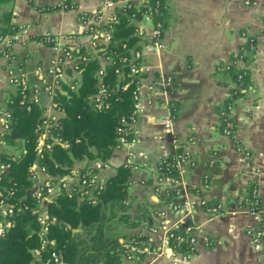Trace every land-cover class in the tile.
<instances>
[{
    "label": "crops",
    "instance_id": "obj_1",
    "mask_svg": "<svg viewBox=\"0 0 264 264\" xmlns=\"http://www.w3.org/2000/svg\"><path fill=\"white\" fill-rule=\"evenodd\" d=\"M33 1L38 5L68 2L72 6L45 12L35 9L28 0L0 4V11L10 6L11 21L22 26L10 52L14 57H23L27 69L39 63L46 65L50 52L49 46L32 38L33 35L72 33L81 39L78 15L97 9L102 0ZM124 1L118 0L117 6ZM165 4V47L142 49L152 82L165 76L173 80L172 91L152 92V103L145 105L136 123L139 141L135 148L145 153L147 164L139 172L132 173L126 163L127 149L118 141L110 156L91 158L110 162L99 170L104 185L120 164L127 165L130 170L125 203L130 219L136 224L125 225L126 231L123 228L118 231L143 235L167 202L185 199L196 205L185 221L198 225L197 249L185 264H264V239L258 245L253 244L247 233L248 229L259 226L258 215L242 203L249 186L253 185L259 207L264 209V0H249L248 4L244 0H165ZM248 35L255 39L247 66L249 82L243 96L232 102L230 113L234 129L227 135L218 126V107L234 83L228 74L217 71V65L228 62ZM85 40L82 38L83 45ZM96 61L98 65L101 63L100 59ZM6 62V57L0 55V112L6 97L12 94L4 71ZM73 62H67V72L75 76L80 74L82 84L86 65H81L78 73L71 69ZM56 90L65 99L70 98L65 87L57 86ZM53 96L61 102L56 93ZM45 106L48 107V97L43 95L37 104L39 118ZM172 107H176L174 114ZM1 125L0 115V133ZM5 141L11 151L25 147L23 139L15 143ZM88 147L95 151L92 145ZM179 153H186L193 165L189 167L186 161H180L174 187L158 186L153 177L160 159ZM86 159L89 158L72 157V166L82 165ZM51 160L56 164V159L51 157ZM175 188L178 194L168 195V191ZM200 199L220 203L223 208L219 213H208L197 205ZM170 217L176 219L178 214H170ZM123 223L119 220L114 224L119 227ZM72 232H81V229L72 228ZM204 236L208 237L209 244L204 243ZM126 238L119 235L118 240L122 242ZM144 262L169 264L162 255L147 256Z\"/></svg>",
    "mask_w": 264,
    "mask_h": 264
},
{
    "label": "built area",
    "instance_id": "obj_2",
    "mask_svg": "<svg viewBox=\"0 0 264 264\" xmlns=\"http://www.w3.org/2000/svg\"><path fill=\"white\" fill-rule=\"evenodd\" d=\"M145 1L126 0L117 6L118 0H102L100 7L92 12L80 13L78 21L82 27L79 32L81 39L76 38L72 33L57 35L52 32H44L42 35L49 44L39 41L50 48L47 63L46 65L39 63L32 69L16 65L14 55L10 52L11 49L6 48L15 40V35L22 26L17 24L18 32L14 35H0V55L7 59L4 67L6 80L10 85L11 92L19 95V103L29 111L32 105L40 104L43 95L48 97V107L45 106L42 109L39 122L34 127L36 156L27 170V178L31 181L27 191L34 199L30 210L36 213L39 238V245L31 250L32 258L28 264H65L61 254L55 250H50L46 256H43L47 245L54 243V239L48 237V231L52 225L59 223L57 217L48 212L47 204L53 201L58 194L68 197L75 196L77 200L96 202L98 194L105 186L99 170L110 165L109 161L89 158L82 165H73L67 173L52 175L47 171L46 165L40 162L46 155L52 157L50 150L54 144H59L64 148L69 147L70 142L67 139H62L54 133V129L59 125V119L65 115V110L61 102L53 96L57 86L75 91L81 85L80 74L75 76L67 72V62L74 60L71 69L79 73L83 63L90 60H101L94 71L95 90L89 94L88 104L94 110L108 109L112 89L110 90L104 81L105 65L110 61L105 55V49L107 44L112 41L113 25L119 21L117 10L130 5L138 6L144 4ZM244 3L248 4L249 0H244ZM106 9L109 11H104ZM129 20L134 25L132 35L136 39L132 46H126V43L122 44L123 48L128 50V55H122L119 61L121 65L127 67V71L125 74L124 71L119 70L120 68H116L115 71L120 75H126V81L122 85L124 89L130 84L134 85L133 101L130 114L127 117H118L116 132L119 145L127 149L126 163L129 164L131 172L136 173L147 164L145 153L135 148L139 141V130L136 123L145 105L152 103V92L172 91L173 80L171 76H165L157 82H152V77H149L150 67L143 57L142 49L145 47L150 49L165 47L160 22L152 20L149 10L142 12L139 17L131 15ZM82 38L86 39L85 45H83ZM252 47L251 45V48L243 49L242 55H246V57L243 59L238 56L235 61L236 65L247 68L252 55ZM9 101V97H6L0 112L2 118L0 155L5 154L14 159L21 153L25 154L27 150L23 147L20 151L18 148H12L13 151H11L4 139L3 135L10 130L12 122L11 111L6 105ZM232 108L233 103H229L226 112H218L219 122L222 120L224 123L222 132L227 135L230 134L234 125L230 113ZM165 124L168 126V122ZM172 158L170 166L173 167L174 173H164L158 165L155 168L153 179L158 186L163 188L172 189L177 183L180 161H186L189 167L193 165V160L186 153L173 155ZM161 161L163 159H160L159 163ZM6 168L9 169V165L0 162V172ZM173 190L178 194L176 188ZM13 191V187H9L5 193L0 190V235L14 225L12 216L28 207L20 201L8 200ZM252 195L256 196L254 187ZM254 204L256 201L252 203L249 199H244V205L259 218V226L256 229L247 230L252 238V243L258 245L264 239V227L261 224L264 209L256 208ZM197 205L212 214L219 213L223 208L220 203H208L205 199H200ZM195 209L196 205L189 200L177 198L167 202L162 209H159L156 220L147 226L146 233L141 234L145 237L144 240L138 241L134 238L122 240L123 264H149L144 262V258L151 255L153 257L162 255L169 261V264H185L197 249L198 225L185 221V218L190 217ZM173 213L178 214L176 219L170 217V214ZM203 240L205 244H209L207 236H204ZM182 246H185V249Z\"/></svg>",
    "mask_w": 264,
    "mask_h": 264
},
{
    "label": "trees",
    "instance_id": "obj_3",
    "mask_svg": "<svg viewBox=\"0 0 264 264\" xmlns=\"http://www.w3.org/2000/svg\"><path fill=\"white\" fill-rule=\"evenodd\" d=\"M12 1L0 0V4ZM28 2L35 9L45 12L72 6L68 2L44 5H38L33 0H28ZM147 10L151 11L152 20L160 22L162 29H164L167 18L165 0H146L144 4L130 5L117 10L119 21L113 25L112 41L107 44L105 49V55L110 61L105 65L104 81L110 90L112 89L108 109L94 110L88 104L89 94L95 90L93 69L98 67L96 60L82 64V66L86 65L82 73V84L75 91L68 90L69 99H65L56 90V95L60 97L64 107L65 115L59 119V125L54 129V133L62 139H67L70 143L67 148L59 144H54L51 147L50 154L56 159V164L47 155L40 160L46 165L49 173H67L72 167V157L106 158L110 156L112 147L117 142L118 117H127L130 114L133 101L132 90L134 85L130 84L125 89L122 87L126 81L124 74L127 67L121 65L119 58L122 55H128V50L123 48L122 44L126 43V46H132L136 39L132 35L134 25L129 20L131 15L139 17L142 12ZM11 14L10 6L0 11V35L2 36L14 35L18 32V25L11 21ZM32 38L49 44L41 34L33 35ZM251 45L253 51L255 39L248 35L239 44L237 51L230 55L228 62L217 65V71L228 74L229 80L234 83L232 87H229V95L218 107L219 112H226L229 103L243 96L249 82V71L245 67L236 65L235 61L238 56L244 59L246 55H242V51L251 48ZM6 48H11V44H8ZM14 58L16 65L25 66L23 57ZM224 64L227 65L224 66ZM116 68H120L119 70L124 71V74L120 75L119 72L115 71ZM9 99L10 101L6 105L11 111L12 122L10 130L3 135L4 139L9 143L23 139L27 151L15 159H11L5 154L0 155V162L9 165L8 171L0 172V190L5 193L9 187H13L14 191L8 200L20 201L28 207L16 212L12 216L14 225L0 235V264H28L32 258L31 250L39 245L36 213L30 210L34 199L31 193L27 191L31 181L26 178V175L29 164L36 156L34 127L39 122L40 110L37 105H32L29 111L25 110L19 103L17 93H12ZM175 109L176 107H172V114H174ZM223 125L221 120L218 125L221 131ZM233 129L234 125L230 134ZM88 145H92L95 151H90ZM172 157L166 156L163 161L158 163L164 173L175 172L170 166L173 161ZM129 176L128 166L120 164L115 168V172L108 177L96 202L77 200L75 196L68 197L58 194L53 201L48 203V212L55 215L59 223L52 225L48 231V237L54 239V243L47 245L43 256H46L48 251L55 250L61 254L65 264H123L124 247L122 242L118 240L119 235L127 237L125 240L134 238L142 241L145 239L141 234L121 233L118 231V226L114 224L119 220L128 226L136 224L134 220L130 219L127 212L128 204L125 203ZM253 187V185L249 186L244 199H249L252 203L256 201L254 206L259 208V198L257 195H252ZM173 193L174 190L168 191L170 196ZM160 196L162 197L163 194L161 193ZM138 207L139 209L142 208L141 205ZM261 224L264 227V217ZM72 228H80L81 232H72ZM182 248L185 249V246Z\"/></svg>",
    "mask_w": 264,
    "mask_h": 264
},
{
    "label": "rangeland",
    "instance_id": "obj_4",
    "mask_svg": "<svg viewBox=\"0 0 264 264\" xmlns=\"http://www.w3.org/2000/svg\"><path fill=\"white\" fill-rule=\"evenodd\" d=\"M125 225H127L126 223H123L122 225H120L119 227H118V230L120 229V228H123L124 230L126 229V228H128L127 226H125ZM126 231V230H125Z\"/></svg>",
    "mask_w": 264,
    "mask_h": 264
},
{
    "label": "water",
    "instance_id": "obj_5",
    "mask_svg": "<svg viewBox=\"0 0 264 264\" xmlns=\"http://www.w3.org/2000/svg\"><path fill=\"white\" fill-rule=\"evenodd\" d=\"M8 169L6 168V169H4V171H7Z\"/></svg>",
    "mask_w": 264,
    "mask_h": 264
}]
</instances>
